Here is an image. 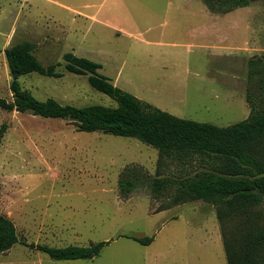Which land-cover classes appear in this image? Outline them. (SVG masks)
Instances as JSON below:
<instances>
[{
    "label": "rangeland",
    "instance_id": "1",
    "mask_svg": "<svg viewBox=\"0 0 264 264\" xmlns=\"http://www.w3.org/2000/svg\"><path fill=\"white\" fill-rule=\"evenodd\" d=\"M25 40L44 65L61 62V77H20L40 100L116 105L87 74L65 69L63 55L73 52L101 63V73L142 101L227 126L251 112L249 62L264 55V0L225 14L203 0H0V96L10 101L4 50ZM3 124L0 213L19 237L54 247L108 243L93 259L54 260L17 242L0 264H227L217 205H171L176 184L160 197L151 188L154 178L206 169L198 157L160 160L157 148L135 137L78 131L70 119L30 111L0 107ZM126 168L143 177L124 198L118 181ZM260 209L264 215V203Z\"/></svg>",
    "mask_w": 264,
    "mask_h": 264
},
{
    "label": "trees",
    "instance_id": "2",
    "mask_svg": "<svg viewBox=\"0 0 264 264\" xmlns=\"http://www.w3.org/2000/svg\"><path fill=\"white\" fill-rule=\"evenodd\" d=\"M203 1L212 11L228 12L256 0ZM34 49L35 44L25 40L4 50L13 100L0 96V107L30 111L47 118L70 119L78 131L135 137L157 148L160 160L173 158L187 162L198 157L206 169L174 179H152L154 197L162 196L164 191L166 194L176 184L174 193L170 194L171 205L199 199L213 202L217 205V216L222 225L227 264H264V215L263 210H259L264 203V55L249 62L246 100L251 108L250 115L236 123L219 126L182 118L142 101L101 73V63L73 52L63 55L65 69L87 74L89 83L113 98L116 105L77 106L61 103L53 97L40 100L23 87L20 77L34 72L61 77L63 73L58 70L61 62L44 65ZM5 130L3 124L0 144ZM141 177L139 171L129 168L120 173L118 184L124 198L129 196L136 180ZM231 217L236 219L227 225ZM131 237L142 244L154 240V236ZM17 242L41 250L54 260L93 259L108 243L99 241L88 246L63 247L29 243L19 237L13 221L0 213V253Z\"/></svg>",
    "mask_w": 264,
    "mask_h": 264
},
{
    "label": "crops",
    "instance_id": "3",
    "mask_svg": "<svg viewBox=\"0 0 264 264\" xmlns=\"http://www.w3.org/2000/svg\"><path fill=\"white\" fill-rule=\"evenodd\" d=\"M207 6V5H206ZM208 7V6H207ZM209 9V8H208ZM237 9V8H236ZM210 10V9H209ZM234 10V9H233ZM233 10H231V11H233ZM211 12H213V13H217V14H225V13H228V12H230V11H228V12H216V11H212V10H210Z\"/></svg>",
    "mask_w": 264,
    "mask_h": 264
}]
</instances>
